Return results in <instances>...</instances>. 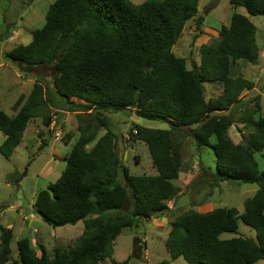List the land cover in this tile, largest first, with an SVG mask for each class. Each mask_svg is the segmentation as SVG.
<instances>
[{"label":"trees","instance_id":"trees-1","mask_svg":"<svg viewBox=\"0 0 264 264\" xmlns=\"http://www.w3.org/2000/svg\"><path fill=\"white\" fill-rule=\"evenodd\" d=\"M197 3L147 0L134 6L129 0H55L44 26L33 33L31 41L6 54L20 71L37 80L29 95L15 102L14 116L0 111L4 136L0 155L5 159L14 154L32 119L39 117L45 127L50 126L53 109L82 115L94 110H133L139 118L170 127L132 126L131 138L145 144L157 172L133 176L123 165L116 136L108 125L99 121L106 131L95 141L91 125L95 118L89 117L86 123L78 118L80 135L66 167L56 182L37 193L34 209L52 228L82 222L84 232L73 247H55L52 255L42 250L39 257L28 238L19 239L16 247L21 264H100L106 259L127 264L140 258L137 236L131 255L121 263L111 258L113 242L123 230L137 229L143 221L167 211V202L178 192L173 181L182 166L181 145L172 132L183 129L197 150L209 147L213 151L216 169L207 182L211 188L226 182L255 184L257 190L244 201L242 213L217 208L178 215L165 240L170 260L181 258L187 264L264 261V169L260 171L255 160L256 153L264 157V118L254 120L259 104L242 123L252 132L238 144L229 136L235 124L230 110L240 104L243 91L254 88L252 81L231 76L232 64L257 63V29L249 17L264 16V0H229L234 10L243 8L248 17L234 11L218 38L199 48V65L188 69L172 47L197 14ZM206 82L222 86L221 94L208 103L203 89ZM26 171L9 174L14 179L9 183L17 186ZM239 220L255 231V238L238 236ZM223 234L236 236L221 239ZM12 236L11 229L0 227V264L9 260Z\"/></svg>","mask_w":264,"mask_h":264},{"label":"rangeland","instance_id":"rangeland-1","mask_svg":"<svg viewBox=\"0 0 264 264\" xmlns=\"http://www.w3.org/2000/svg\"><path fill=\"white\" fill-rule=\"evenodd\" d=\"M55 0H0V110L7 115L17 109L13 107L18 96L26 98L35 81L37 80L29 73L20 71L17 65L6 58V54L15 48L28 44L36 30L41 29L45 23V15L50 5ZM134 6H139L147 0H129ZM234 8L229 0H198L197 14L190 19L177 42L172 47V53L186 61L187 68L192 69L199 65V48L202 45L210 44L218 38L221 26L227 27ZM237 13L248 16L243 8H238ZM249 20L257 27V43L259 45V58L256 64L235 62L232 64V77H243L254 83V88L241 93L240 104L234 106L231 111L234 126L229 130V136L234 144L242 141L248 136L252 129L243 125L248 120V113L259 104V114L254 117L264 118V16L249 17ZM259 41V42H258ZM36 72V71H35ZM37 73V72H36ZM206 91L205 101L217 98L222 92L219 84L207 83L204 85ZM18 100V99H17ZM22 104L23 98L20 99ZM76 104L81 102L74 100ZM13 107V110H12ZM53 128L45 127L41 118H34L27 124L26 132L23 135L21 147L13 156L5 159L0 155V226L6 227L9 223L15 224L14 235L11 240V254L6 264H21L18 258L16 242L20 238L18 229L24 227V217L28 216L33 207L35 197L40 190L48 184L56 182L66 166L64 159L68 157L73 143L77 140L80 132L78 130V118L84 123L91 120L92 130H95V141L105 133V128L99 121L108 125L115 137L116 150L122 158L123 165L133 176L156 175L157 172L150 160L147 147L144 143L133 140L130 130L133 125L149 129L169 130L166 123L149 121L139 118L132 111L114 113L113 111H92L91 115L79 114V112H59L50 110ZM14 114V113H13ZM12 114V115H13ZM11 115V116H12ZM53 116H56L53 119ZM59 130L57 140L52 139L55 132ZM187 130L172 132L173 139L181 145L182 166L177 180L173 184L178 189L174 199L167 202V211L137 229H125L113 243L112 259L116 262L125 261L132 253L133 239H140L141 255L136 260L127 264H160L162 261H171L165 250V240L174 219L187 210H198L205 208H235L239 213L243 212L244 201L253 196L257 190L255 184L226 183L222 182L216 188L208 185L209 174L215 172L216 163L213 151L209 147L197 150L194 141L186 134ZM48 135L52 139L51 144L40 145L41 136ZM74 137V138H73ZM72 139V140H71ZM4 140L0 132V145ZM71 140L69 143L67 141ZM93 141L88 145L90 149ZM215 142L212 137L210 143ZM51 150L61 158L58 169L52 172L47 178H40V170L51 159ZM264 153V151L262 152ZM259 170L264 169V157L261 153L255 154ZM204 167L200 170V164ZM27 168L26 174L18 182L12 184L9 174L14 171L19 174ZM123 182V179L120 180ZM12 182V183H9ZM34 226L38 223L34 222ZM43 225V223H42ZM83 232V223L75 226L62 228H48V232L40 231L38 244L34 245L36 252L41 247L48 255H52L56 246L71 248ZM238 236L255 238V231L238 221ZM233 234H223L221 239L235 237ZM34 242V237L31 238ZM143 257H150L144 262ZM170 264H187L183 259ZM102 264H112L106 259ZM254 264H264L258 261Z\"/></svg>","mask_w":264,"mask_h":264},{"label":"crops","instance_id":"crops-1","mask_svg":"<svg viewBox=\"0 0 264 264\" xmlns=\"http://www.w3.org/2000/svg\"><path fill=\"white\" fill-rule=\"evenodd\" d=\"M238 9V8H237ZM237 9L236 10H234V11H236L237 12ZM248 17V16H247ZM256 29H257V27H256ZM257 34H258V30H257ZM256 38H257V36H256ZM259 42V41H258ZM257 45H258V43H257ZM258 47H259V45H258ZM207 83H210V84H219V83H216V82H206V83H204L203 84V89H204V94H206V89H205V87H204V85L205 84H207ZM220 85V84H219ZM20 97H22V95H20V96H18V98L17 99H19ZM17 99L15 100V102L17 101ZM15 102H13V104L15 103ZM14 107V106H13ZM13 107H12V110H13ZM1 111V110H0ZM54 113H59V112H62V111H59V110H52ZM3 112V111H2ZM5 113V112H4ZM14 113V114H13ZM15 113L16 112H13L12 111V116H14L15 115ZM6 114V113H5ZM7 115V114H6ZM11 115H8L9 117H11ZM56 116H53V119L55 118ZM56 119V118H55ZM30 123V122H29ZM29 123H28V125H29ZM52 128H53V122H52V125H51V127H50V129H48V130H52ZM26 132V131H25ZM24 132V133H25ZM60 134V131L59 130H57L56 132H55V134H54V137L52 138V139H54V140H57L58 138H56V134ZM24 135V134H23ZM41 141H40V145H41V143L45 146V144H51L52 143V139H48V135H44V136H41ZM74 138V137H73ZM22 140H23V138H22ZM59 140V139H58ZM72 140V139H71ZM71 140H69V141H67V143H69ZM21 144H22V141L20 142V144L18 145V147L16 148V150L19 148V147H21ZM15 150V151H16ZM15 153V152H14ZM13 156V155H12ZM60 157L56 154V152L55 151H52L51 150V159L46 163V165H44L43 167H42V169L40 170V172H39V174H40V178L41 179H45V178H47L52 172H54L55 170H57L58 168V164H59V162H60ZM64 162H66L67 163V158H65L64 159ZM66 167V166H65ZM65 169V168H64ZM64 171V170H63ZM62 171V172H63ZM61 172V173H62ZM61 175V174H60ZM60 177V176H59ZM58 177V178H59ZM51 184V183H50ZM41 191V190H40ZM39 191V192H40ZM36 198V197H35ZM32 210V212H30L29 214H28V216H26V217H24V220H25V223H24V227H20L19 229H18V233H19V235H20V238L19 239H21V238H28L29 239V241H30V243H31V245H32V247H33V249H34V245H37L38 244V235H40L39 233H40V231H45V232H48V228H50V226L48 225V224H46L44 221H43V219L36 213V211H35V209H34V203H33V207L30 209V211ZM193 210V209H192ZM212 210V208L210 207V208H205V209H198V210H196L197 212H199V213H207V212H210ZM195 211V210H194ZM154 219V218H153ZM150 221V220H149ZM34 222H36V223H38V226H34L33 224H34ZM42 223H43V225H42ZM77 223H79V222H77ZM76 223V224H77ZM145 223H146V221H143L142 222V224H141V226H143V225H145ZM76 224H67V225H65V226H75ZM65 226H62V227H65ZM1 227V226H0ZM62 227H57V228H62ZM2 228H9V229H11L12 230V235H14V229H15V224L14 223H9L8 224V226H6V227H2ZM52 228V227H51ZM53 229H56V228H53ZM83 232H84V226H83ZM83 232H82V234H83ZM82 234L80 235V236H82ZM120 235V234H119ZM118 235V236H119ZM117 236V237H118ZM32 237H34V239H35V242L31 239ZM12 238H13V236H12ZM18 239V240H19ZM17 240V241H18ZM116 240V239H115ZM114 243V242H113ZM56 247H58V248H64V247H61V246H56ZM112 249H113V247H112ZM42 250H44L42 247H41V251ZM34 251H35V249H34ZM41 251L40 252H36V254H37V256L39 257L40 256V254H41ZM112 253H113V251H112ZM111 258H112V256H111ZM149 258L150 257H143V260L142 261H144V262H148V260H149ZM169 259H170V257H169ZM179 259V258H178ZM115 261V260H114ZM174 261H177V260H174ZM174 261H170L169 262V264L171 263V262H174ZM103 262V261H102ZM116 262V261H115ZM121 262H123V261H121ZM121 262H119V261H117V263H121ZM100 264H102V263H100Z\"/></svg>","mask_w":264,"mask_h":264},{"label":"built area","instance_id":"built-area-1","mask_svg":"<svg viewBox=\"0 0 264 264\" xmlns=\"http://www.w3.org/2000/svg\"><path fill=\"white\" fill-rule=\"evenodd\" d=\"M56 136H58V134H56Z\"/></svg>","mask_w":264,"mask_h":264}]
</instances>
